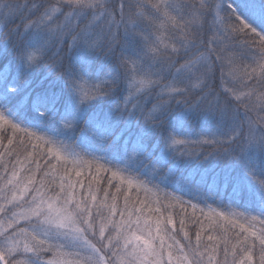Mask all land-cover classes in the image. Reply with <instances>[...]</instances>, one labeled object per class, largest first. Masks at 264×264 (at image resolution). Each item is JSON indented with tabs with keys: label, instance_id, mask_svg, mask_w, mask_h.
<instances>
[{
	"label": "snow or ice",
	"instance_id": "1",
	"mask_svg": "<svg viewBox=\"0 0 264 264\" xmlns=\"http://www.w3.org/2000/svg\"><path fill=\"white\" fill-rule=\"evenodd\" d=\"M199 118L231 127L173 124ZM254 150L264 32L230 0H0V264H264V215L161 186L239 160L264 195Z\"/></svg>",
	"mask_w": 264,
	"mask_h": 264
},
{
	"label": "trees",
	"instance_id": "2",
	"mask_svg": "<svg viewBox=\"0 0 264 264\" xmlns=\"http://www.w3.org/2000/svg\"><path fill=\"white\" fill-rule=\"evenodd\" d=\"M230 2L237 13L254 29L264 32V0H230ZM106 28V24H101L97 31L101 29L106 31ZM136 47H138V41L130 39L128 51L132 53ZM15 118L29 127L42 126L35 121L25 120L18 114ZM173 124L181 135L189 138L222 136L231 127V121L217 118H199L190 123H182L174 119ZM248 159L255 165L258 174H264V152L251 151L248 153ZM112 162L116 163L114 160ZM164 176L162 187L183 199L198 203L200 207L209 205L221 209L230 207L250 215H264V195H261L257 185L247 175V168L243 161L235 160L225 164L220 159H209L203 162L190 160L182 163L174 174H169L168 168L165 167ZM39 178L37 174V179ZM157 182L160 183V181ZM152 198H155V194ZM172 203L179 208L177 201L173 200ZM199 214L198 208L196 215ZM190 235L194 239V231H190Z\"/></svg>",
	"mask_w": 264,
	"mask_h": 264
}]
</instances>
